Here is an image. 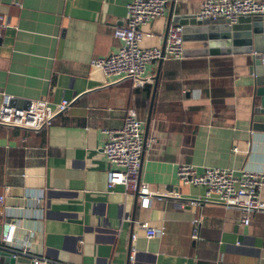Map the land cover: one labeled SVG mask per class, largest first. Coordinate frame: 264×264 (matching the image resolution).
<instances>
[{
    "label": "crops",
    "instance_id": "obj_1",
    "mask_svg": "<svg viewBox=\"0 0 264 264\" xmlns=\"http://www.w3.org/2000/svg\"><path fill=\"white\" fill-rule=\"evenodd\" d=\"M130 1L0 0L8 27L0 40V105L3 94L17 107L30 100L52 106L70 101L41 130L0 124L5 203H22L25 189L45 192L44 220L21 222L16 244L28 240L32 254L67 264H129L131 250L132 264H264V212H252L244 225L239 208L213 198L181 207L204 198L205 189L177 177L186 163L199 171L212 166L264 172V132L251 128L250 55L218 48L214 55L149 65L146 75L159 72V79L139 179L162 197L141 208L135 192L107 188L105 130L121 128L126 108L134 106L145 133L153 90L146 103V91L129 79H105L89 66L119 47L113 31ZM202 1L170 0L165 14L142 28L151 37L141 46L163 48L169 17L170 26L196 17ZM150 137L155 142L147 145ZM259 197L264 202V187ZM199 216L194 240L192 220ZM137 222L162 226L165 233L148 238Z\"/></svg>",
    "mask_w": 264,
    "mask_h": 264
},
{
    "label": "built area",
    "instance_id": "obj_2",
    "mask_svg": "<svg viewBox=\"0 0 264 264\" xmlns=\"http://www.w3.org/2000/svg\"><path fill=\"white\" fill-rule=\"evenodd\" d=\"M169 2L170 0H131L126 5L125 20L113 31L119 47L108 57L91 59L90 68L99 71L105 79L128 78L133 87H144L153 85V77L146 75L149 65L182 61L184 49L181 26L173 25L168 28L163 48L141 46L144 38L151 37L142 28L162 17ZM257 15H264V3L257 0H203L196 19L201 22H223L232 26L243 16ZM7 28L0 16V40ZM259 60L264 67V53L259 55ZM12 101V96L3 94L0 124L33 131L49 127L55 115L65 111L70 104L69 100L62 99L52 106L46 100L39 99L17 107ZM105 136L102 154L109 166L107 188L114 189L117 185H122L126 191L135 192L141 208L149 207L153 197L161 198L157 191L139 179L146 141L144 120L139 117L136 108L127 107L122 127L105 130ZM154 142L155 139L150 137L147 145ZM177 177L185 185L205 189L204 198L200 196L199 199H189L180 204L181 207L199 205L202 200L213 198L227 208H239L242 211L241 223L244 225L250 223L249 216L252 212H264V202L259 197L264 187V172L212 166L199 171L195 165L186 163L178 166ZM44 198L45 192L41 188L25 189L23 202L20 204H6L5 195L0 194V248L8 250L14 258L28 257L33 264H67L32 254L28 240L23 244H16V232L21 222L44 220ZM200 220V216L192 220L191 238L194 240L199 238ZM137 223L148 238L161 237L165 233L162 226L156 228L148 222ZM34 235L33 230L28 231V237L33 238ZM134 257L135 251L131 250L129 264L133 263Z\"/></svg>",
    "mask_w": 264,
    "mask_h": 264
},
{
    "label": "water",
    "instance_id": "obj_3",
    "mask_svg": "<svg viewBox=\"0 0 264 264\" xmlns=\"http://www.w3.org/2000/svg\"><path fill=\"white\" fill-rule=\"evenodd\" d=\"M171 16L166 27H170ZM177 25L182 27L184 58L191 54L214 55L218 48L223 54L250 55L252 56L251 75L252 103H251V128L264 132V67L261 66L259 55L264 53V15L243 16L235 25L229 26L223 22L198 21L196 17L178 18ZM190 49L195 50L194 53ZM161 65V62H158ZM128 79V78H126ZM159 79V72L153 78V90L146 120L144 139H146L151 110ZM0 264H33L28 257L14 258L11 253L0 248Z\"/></svg>",
    "mask_w": 264,
    "mask_h": 264
},
{
    "label": "trees",
    "instance_id": "obj_4",
    "mask_svg": "<svg viewBox=\"0 0 264 264\" xmlns=\"http://www.w3.org/2000/svg\"><path fill=\"white\" fill-rule=\"evenodd\" d=\"M139 88H142L143 90L146 91V99H147L146 103L149 102V96L151 94L152 86H144V87H139Z\"/></svg>",
    "mask_w": 264,
    "mask_h": 264
}]
</instances>
